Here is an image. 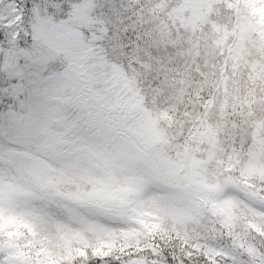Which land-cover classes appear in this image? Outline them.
<instances>
[{"label": "snow or ice", "instance_id": "6c2138e0", "mask_svg": "<svg viewBox=\"0 0 264 264\" xmlns=\"http://www.w3.org/2000/svg\"><path fill=\"white\" fill-rule=\"evenodd\" d=\"M0 264H264V0H0Z\"/></svg>", "mask_w": 264, "mask_h": 264}]
</instances>
